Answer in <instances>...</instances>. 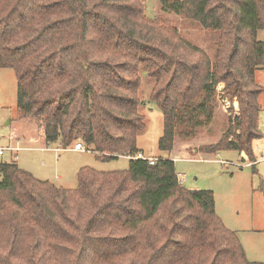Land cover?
<instances>
[{"label":"trees","instance_id":"16d2710c","mask_svg":"<svg viewBox=\"0 0 264 264\" xmlns=\"http://www.w3.org/2000/svg\"><path fill=\"white\" fill-rule=\"evenodd\" d=\"M158 1L214 33L213 59L148 17L144 0H0V68L15 72L20 118L42 122L47 146L81 141L101 161L130 157L125 170L81 167L75 189L0 163V264H264L247 259L212 190L186 188L173 159L134 158L142 69L163 113L160 150L202 133L222 83L239 112L199 150L255 157L264 0Z\"/></svg>","mask_w":264,"mask_h":264},{"label":"rangeland","instance_id":"374dc122","mask_svg":"<svg viewBox=\"0 0 264 264\" xmlns=\"http://www.w3.org/2000/svg\"><path fill=\"white\" fill-rule=\"evenodd\" d=\"M144 4L148 17L177 28L184 39L214 58L217 40L212 31L182 14L164 10L158 0H144ZM257 37L264 41V29L258 31ZM140 75L139 110L145 116L146 127L137 136V148L147 157L174 158L176 171L186 188L212 190L217 215L227 228L237 232L247 259L264 263V91L258 97L260 136L252 144L255 160L234 150L211 154L199 150L218 142L229 126V117L233 119L239 112L238 101L230 100L222 83L217 87L212 122L197 138L177 137L173 152H167L158 147L163 134V113L151 100L154 80L145 69ZM255 79L264 88V68L256 71ZM46 146L42 122L32 117L20 118L14 70L0 68V149H3L0 163L16 161L35 177L68 189L77 187V173L83 166L100 171L129 167L127 156L101 161L93 150H74V143L65 149H60L58 143L43 149Z\"/></svg>","mask_w":264,"mask_h":264},{"label":"built area","instance_id":"2783aa9c","mask_svg":"<svg viewBox=\"0 0 264 264\" xmlns=\"http://www.w3.org/2000/svg\"><path fill=\"white\" fill-rule=\"evenodd\" d=\"M48 147H49V146H46V147H44V148H48ZM8 148L12 149L11 146H9ZM44 148H43V149H44ZM59 148L61 149L60 146H59ZM59 148H58V149H59ZM73 149H74V150H77V151H90L89 149H87V147H86L81 141L76 142V143L74 144ZM2 152H3V149H0V154H2ZM134 158L146 159V160H148L151 164H153V163L157 160V158H155V157H147V156L145 155V153H143V152H139V153H137V154L135 155ZM222 162H223V161H222ZM179 180H180L181 183H183V182H182V179L179 178Z\"/></svg>","mask_w":264,"mask_h":264},{"label":"crops","instance_id":"0c3cea01","mask_svg":"<svg viewBox=\"0 0 264 264\" xmlns=\"http://www.w3.org/2000/svg\"><path fill=\"white\" fill-rule=\"evenodd\" d=\"M25 119H30V118H25ZM43 148H44V147H43ZM139 150H140V149H139ZM173 150H174V149H173ZM173 150H172L171 152H173ZM140 151H142V150H140ZM142 152H143V151H142ZM143 153H144V152H143ZM241 154H242L244 157L246 156L244 152H242ZM155 158H157V157H155ZM173 160H174V158H173Z\"/></svg>","mask_w":264,"mask_h":264}]
</instances>
